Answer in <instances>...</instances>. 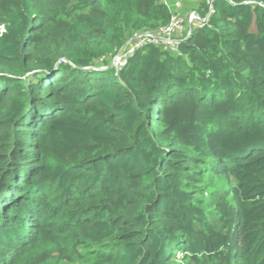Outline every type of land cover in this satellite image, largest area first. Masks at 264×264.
Instances as JSON below:
<instances>
[{"label":"trees","instance_id":"obj_1","mask_svg":"<svg viewBox=\"0 0 264 264\" xmlns=\"http://www.w3.org/2000/svg\"><path fill=\"white\" fill-rule=\"evenodd\" d=\"M167 1L0 0V264H264V0Z\"/></svg>","mask_w":264,"mask_h":264},{"label":"built area","instance_id":"obj_2","mask_svg":"<svg viewBox=\"0 0 264 264\" xmlns=\"http://www.w3.org/2000/svg\"><path fill=\"white\" fill-rule=\"evenodd\" d=\"M212 1L213 0H206L208 4ZM260 5L264 7V4ZM206 20L207 17L200 18L195 12L190 13L187 17L188 23L196 28L202 26V23L206 22ZM184 22L185 19L180 18L178 15H172L169 23L159 28L156 32L134 34L133 37L126 42L125 46L112 57L110 67L118 72L125 66L131 55L147 45L159 46L164 50L175 52L181 42L180 39L175 37V34L184 29ZM186 34L188 36L190 32Z\"/></svg>","mask_w":264,"mask_h":264},{"label":"crops","instance_id":"obj_3","mask_svg":"<svg viewBox=\"0 0 264 264\" xmlns=\"http://www.w3.org/2000/svg\"><path fill=\"white\" fill-rule=\"evenodd\" d=\"M176 0H174V2H175ZM183 0H181V2H182ZM172 2V1H171ZM179 6V5H178ZM177 6V9L179 8ZM197 6H198V0H194L191 4H189V5H186L185 7H184V11H182V15L185 17V18H187L188 17V15L190 14V11L192 12V11H195V9H197ZM171 10V9H170ZM171 12L173 13V14H175V13H177L176 12V10L175 11H172L171 10ZM191 25L187 22L186 23V25H185V27H184V29L182 30V31H179V32H177L176 33V37H178V38H183L184 36H185V33L188 31H190L191 30Z\"/></svg>","mask_w":264,"mask_h":264},{"label":"rangeland","instance_id":"obj_4","mask_svg":"<svg viewBox=\"0 0 264 264\" xmlns=\"http://www.w3.org/2000/svg\"><path fill=\"white\" fill-rule=\"evenodd\" d=\"M171 1H172V2H171ZM193 1H194V0H183V1L181 2V0H176V1L174 2V0H168V1L166 2V4H167V6H168L172 11H175V10H176L177 13H175V14H177L180 18H184V16L181 14L182 11H184V7H185L186 5L191 4ZM178 5H179V6H178ZM177 6L179 7L178 9H177ZM190 13H191V11H190Z\"/></svg>","mask_w":264,"mask_h":264},{"label":"clouds","instance_id":"obj_5","mask_svg":"<svg viewBox=\"0 0 264 264\" xmlns=\"http://www.w3.org/2000/svg\"><path fill=\"white\" fill-rule=\"evenodd\" d=\"M192 12H194V11H192ZM192 12H191V13H192ZM172 15H177V14H172ZM188 16H189V15H188ZM171 17H172V16H171ZM206 17H207V20H208V17H209V16L206 15L204 18H206ZM183 19H185V22H184V27H185V25H186V23H187L188 21H187V18H185V17H184ZM190 28H191V30H192L193 28H196V27L193 26V25H191ZM191 30L189 31L190 33H191ZM187 32H188V31H187ZM187 32H186V33H187ZM186 33H185V36H184L182 39H181V38H178V37H177V38L180 39L181 42H182V41L184 40V38L187 36ZM188 36H189V35H188ZM132 37H133V36H132ZM132 37H131V38H132ZM175 37H176V34H175ZM129 39H130V38H129ZM129 39H128V40H129ZM128 40H127V41H128ZM111 68H112V67H111ZM113 69H114V68H113ZM98 70H100V69H98ZM120 70H121V69H120ZM120 70H119V71H120ZM114 71H115V70H114ZM119 71H118V72H119ZM115 73H117V72L115 71Z\"/></svg>","mask_w":264,"mask_h":264}]
</instances>
